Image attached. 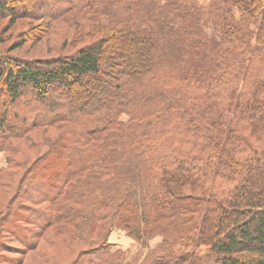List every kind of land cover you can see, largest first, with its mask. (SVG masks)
<instances>
[{
    "label": "trees",
    "instance_id": "trees-1",
    "mask_svg": "<svg viewBox=\"0 0 264 264\" xmlns=\"http://www.w3.org/2000/svg\"><path fill=\"white\" fill-rule=\"evenodd\" d=\"M188 1H58L56 16L84 18V46L0 67L10 105L30 87L48 106L34 129L74 133L42 212L72 237L84 230L96 245L84 257L103 252L84 264H120L121 251L92 236L105 225L146 245L161 235L185 253L207 247L217 264H264V0H209L217 40L204 34L202 0ZM9 2L1 13L26 16ZM9 117L0 129L14 137L32 129ZM180 257L155 254L151 264H192Z\"/></svg>",
    "mask_w": 264,
    "mask_h": 264
},
{
    "label": "rangeland",
    "instance_id": "rangeland-1",
    "mask_svg": "<svg viewBox=\"0 0 264 264\" xmlns=\"http://www.w3.org/2000/svg\"><path fill=\"white\" fill-rule=\"evenodd\" d=\"M3 1L10 4L8 0ZM42 1L43 9L32 10L25 0H13L15 11L25 17L13 19L8 12H0V67L7 64L15 66L19 62L52 61L67 57L84 46L82 15L71 12L56 16L54 7L57 2L61 1L63 7L68 2ZM181 1L190 3L188 0ZM199 4L205 12L204 34L209 39L217 40L219 23L209 8V0H202ZM52 14L56 17L48 18ZM50 93L52 100L60 96L58 91L52 90ZM81 98L84 99V96ZM5 114H9V120L15 126L20 125V129L29 126L32 129L19 137L0 129V264H84L86 256L92 257V251L84 257L85 249L88 251L90 247H96L91 246L89 240L90 245L84 243V230L81 237L80 233L72 237V231L65 227L60 228L58 224L48 226L42 212L47 204L42 200L44 190L56 183L54 167L61 166L56 158L65 156L64 144L70 143L69 139L74 133L71 137L63 124L58 129H34L31 126L36 120L42 121L47 116L48 106L39 101L30 87H26L16 102L10 105L6 87L0 84V117ZM50 149L55 152L48 153L32 168L34 160ZM46 170L47 176L44 174ZM92 236L96 238L95 241L104 239L106 242L103 246L109 251L120 250V264H151L153 256L162 253L183 256L187 258L186 262L192 264H217L209 248L205 247L196 254L185 253L179 246L169 247L161 235L147 238L146 245L125 228L105 225ZM102 254V251H98L92 258L98 260Z\"/></svg>",
    "mask_w": 264,
    "mask_h": 264
}]
</instances>
